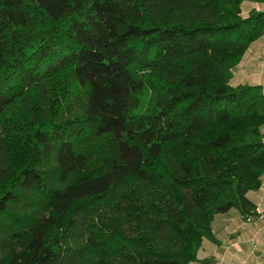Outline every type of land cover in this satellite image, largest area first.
<instances>
[{"label":"trees","instance_id":"trees-1","mask_svg":"<svg viewBox=\"0 0 264 264\" xmlns=\"http://www.w3.org/2000/svg\"><path fill=\"white\" fill-rule=\"evenodd\" d=\"M243 1L0 0V264H188L215 214L253 211Z\"/></svg>","mask_w":264,"mask_h":264},{"label":"crops","instance_id":"crops-1","mask_svg":"<svg viewBox=\"0 0 264 264\" xmlns=\"http://www.w3.org/2000/svg\"><path fill=\"white\" fill-rule=\"evenodd\" d=\"M251 9L264 11V3H241L243 16ZM230 82L259 85L264 91V34L247 47L232 69ZM260 131L264 141V123ZM246 197L253 206V219H245L236 208L215 214L211 230L217 242L203 238L196 251L197 259L188 264H264V219L256 217V211L264 210V173L260 186L249 190Z\"/></svg>","mask_w":264,"mask_h":264},{"label":"built area","instance_id":"built-area-1","mask_svg":"<svg viewBox=\"0 0 264 264\" xmlns=\"http://www.w3.org/2000/svg\"><path fill=\"white\" fill-rule=\"evenodd\" d=\"M253 217H254L253 215L248 214L247 216H245V219L247 218V220H249V219H253ZM256 217L264 219V210L263 211H256Z\"/></svg>","mask_w":264,"mask_h":264}]
</instances>
